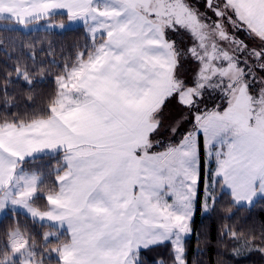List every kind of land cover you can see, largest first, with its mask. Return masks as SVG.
I'll return each instance as SVG.
<instances>
[{
	"label": "snow or ice",
	"instance_id": "snow-or-ice-1",
	"mask_svg": "<svg viewBox=\"0 0 264 264\" xmlns=\"http://www.w3.org/2000/svg\"><path fill=\"white\" fill-rule=\"evenodd\" d=\"M74 24L59 61L0 62V264H195L217 209V242L264 257V223H228L264 200V0H0L3 30Z\"/></svg>",
	"mask_w": 264,
	"mask_h": 264
},
{
	"label": "trees",
	"instance_id": "trees-1",
	"mask_svg": "<svg viewBox=\"0 0 264 264\" xmlns=\"http://www.w3.org/2000/svg\"><path fill=\"white\" fill-rule=\"evenodd\" d=\"M55 19L56 22L63 20L64 23H67L66 17H56ZM84 39L82 26L66 28L63 32L56 33H48L42 30L28 33L22 30L9 31L0 29V62L8 59L6 52L15 56L21 44L28 45L37 41L51 42L55 52V59L59 61L61 59V50L64 53H70L72 46L77 43H83ZM53 71H56V69H53ZM51 88L52 82L49 76L44 82L34 84L31 94L39 101ZM17 91H22L24 94L29 92L23 85L17 86ZM41 203L43 202L41 201ZM233 211L236 213L235 219L234 221H228V223H244L246 221L247 223L244 224L246 228L254 227L257 231L261 224L264 223V200H257L251 207L234 208ZM220 217L219 209L209 215H204L200 211L197 212L192 225L194 234L188 242L189 260L195 261V264H264V257L258 252L234 258L231 256V247L225 249L217 242L218 230L221 225ZM17 218L21 221L25 219L23 215L19 214ZM11 223L12 214L4 215L0 219V230ZM197 234L199 235V244L197 243ZM197 247L202 250V255H196ZM149 255L154 256L156 253H149Z\"/></svg>",
	"mask_w": 264,
	"mask_h": 264
},
{
	"label": "rangeland",
	"instance_id": "rangeland-1",
	"mask_svg": "<svg viewBox=\"0 0 264 264\" xmlns=\"http://www.w3.org/2000/svg\"><path fill=\"white\" fill-rule=\"evenodd\" d=\"M65 24H68V22L65 23ZM76 26H79V25L74 24V25H71L70 27H76ZM70 27H68V28H70ZM248 207H249V206H248ZM250 207H251V206H250Z\"/></svg>",
	"mask_w": 264,
	"mask_h": 264
},
{
	"label": "crops",
	"instance_id": "crops-1",
	"mask_svg": "<svg viewBox=\"0 0 264 264\" xmlns=\"http://www.w3.org/2000/svg\"><path fill=\"white\" fill-rule=\"evenodd\" d=\"M68 22V21H67ZM4 216V214H0V219Z\"/></svg>",
	"mask_w": 264,
	"mask_h": 264
}]
</instances>
